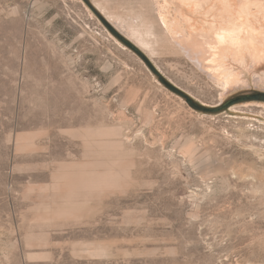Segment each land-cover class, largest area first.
<instances>
[{"label":"rangeland","instance_id":"obj_1","mask_svg":"<svg viewBox=\"0 0 264 264\" xmlns=\"http://www.w3.org/2000/svg\"><path fill=\"white\" fill-rule=\"evenodd\" d=\"M89 1L0 0V264H264V47Z\"/></svg>","mask_w":264,"mask_h":264},{"label":"bare ground","instance_id":"obj_2","mask_svg":"<svg viewBox=\"0 0 264 264\" xmlns=\"http://www.w3.org/2000/svg\"><path fill=\"white\" fill-rule=\"evenodd\" d=\"M181 1L190 9V12L188 13L183 11L181 8H178V14L185 16L184 20L187 22L188 29L191 31L190 33L192 35L196 33L201 34L199 32H205L204 34H206V37L209 38L211 30H213V36H215L216 39L214 40V37L212 36L213 40L210 39L209 41V45L211 46L210 60L212 62H218V60H220L222 49L225 48H228L229 51L231 50L238 54V52L243 53L245 49H257L256 51H258L259 48L264 47V0ZM169 4V0H164V2L158 6V11H160L163 15V19L168 26L170 22L166 18L168 11H166V8ZM213 10H217V12L213 14V18H217V23L211 21V26L208 28L206 27L208 25V18L199 19L195 14L197 12H204L205 15L208 16L211 11L213 12ZM175 21L176 18L174 19V22ZM177 23H180L178 19ZM118 24H121V22ZM177 27L178 29H186V26L184 27V25L181 24L177 25ZM177 32H179V30ZM117 41L121 43L119 40ZM259 51H261V49ZM214 65H216V63ZM220 68L223 71L227 70V68L223 66L220 67L219 65V69Z\"/></svg>","mask_w":264,"mask_h":264},{"label":"water","instance_id":"obj_3","mask_svg":"<svg viewBox=\"0 0 264 264\" xmlns=\"http://www.w3.org/2000/svg\"><path fill=\"white\" fill-rule=\"evenodd\" d=\"M86 1L90 5H92V3L89 0H86ZM99 15L108 24V26L110 27V29L113 31V33L119 39H121L125 44H127V45L131 46L132 48H134L135 50H137L140 54H142L145 57V55L143 54V52L141 51V49H139V47L137 45H135L131 40H129L127 37H125L120 31H118L117 29H115V27H113V25H111V23H109V21L106 20L101 13Z\"/></svg>","mask_w":264,"mask_h":264},{"label":"trees","instance_id":"obj_4","mask_svg":"<svg viewBox=\"0 0 264 264\" xmlns=\"http://www.w3.org/2000/svg\"><path fill=\"white\" fill-rule=\"evenodd\" d=\"M146 58V57H145ZM151 66H152V64H151ZM261 98H264V96H262Z\"/></svg>","mask_w":264,"mask_h":264}]
</instances>
